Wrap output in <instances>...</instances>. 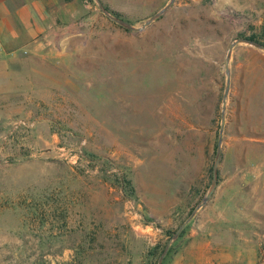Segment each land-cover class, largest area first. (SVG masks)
<instances>
[{"label": "rangeland", "instance_id": "obj_1", "mask_svg": "<svg viewBox=\"0 0 264 264\" xmlns=\"http://www.w3.org/2000/svg\"><path fill=\"white\" fill-rule=\"evenodd\" d=\"M102 1L141 26L169 0ZM84 3L68 56L30 62L47 104L0 133V264H157L212 182L229 46L264 43V0H176L143 31ZM230 67L220 180L166 264H264V188L248 171L264 162V51L237 44ZM39 116L57 135H36Z\"/></svg>", "mask_w": 264, "mask_h": 264}, {"label": "crops", "instance_id": "obj_2", "mask_svg": "<svg viewBox=\"0 0 264 264\" xmlns=\"http://www.w3.org/2000/svg\"><path fill=\"white\" fill-rule=\"evenodd\" d=\"M86 13L84 0H0V40L3 45V50L0 52V133L12 123L16 114L32 116L37 114L33 111L35 108H41L42 105L47 104V101L38 99L35 94L38 86L36 76L42 72L44 74V70L30 67V62L38 59L51 61L67 57L68 45L72 38L84 34ZM36 119H38L39 128L36 135H57L55 131L49 130V118L39 116ZM251 123H255V119ZM247 169V167L241 169L243 178L246 176ZM248 171L256 175L258 186L263 189L264 162L255 164ZM59 184V187L54 186L55 189H59L56 193L59 197H67L68 188L72 187L70 186L72 182L62 180ZM241 189L244 190L243 186ZM58 194L52 193L54 199ZM75 195V204L79 206V200L84 197L82 187L76 190ZM79 212L81 211L77 209L78 216L82 214ZM218 220L226 221L227 217L221 216ZM256 220H264V217H258ZM82 232L83 239L79 240L75 250L84 246V228ZM196 234L197 231H193L189 236ZM209 234L212 236L213 232L210 230ZM211 248L216 247H213L211 243L205 245V250L208 251ZM66 250L71 251L72 248ZM256 262V259L253 260V264ZM203 263L215 264L216 262L213 258H206ZM180 264L183 263L180 262ZM189 264L198 263L189 260Z\"/></svg>", "mask_w": 264, "mask_h": 264}, {"label": "water", "instance_id": "obj_3", "mask_svg": "<svg viewBox=\"0 0 264 264\" xmlns=\"http://www.w3.org/2000/svg\"><path fill=\"white\" fill-rule=\"evenodd\" d=\"M96 4L99 6L101 11L112 21L115 23L133 30V31H143L146 27L151 25L154 21H156L158 18H160L162 15H164L176 2V0H169L161 9H159L157 12H155L153 15H151L141 26H135L131 22L115 15L112 13L103 3L102 0H94ZM248 44L252 45L260 50L264 51V43L251 39L249 37H238L236 38L229 46L228 52H227V57H226V74H227V83H226V88H225V93H224V99H223V107H222V123L220 127V134H219V141L217 145V151H216V157L213 165V175H212V182L211 185L205 194V196L202 198V200L198 203L196 208L193 210L191 215L188 217V219L179 227V229L174 233L173 237L171 240L168 242L166 245L165 249L161 253L158 263L157 264H162L165 256L167 255L172 243L178 238L180 232L186 227V225L194 218L198 210L203 207L212 197L213 193L215 192L218 183H219V163L222 155V146H223V139H224V132H225V116H226V108H227V99L230 93V88H231V59L233 55V50L234 47L237 44Z\"/></svg>", "mask_w": 264, "mask_h": 264}, {"label": "trees", "instance_id": "obj_4", "mask_svg": "<svg viewBox=\"0 0 264 264\" xmlns=\"http://www.w3.org/2000/svg\"><path fill=\"white\" fill-rule=\"evenodd\" d=\"M106 7H107L112 13H114L115 15H117V16L123 18L119 13H117V12L111 10L108 6H106ZM123 19H125V18H123ZM127 21H129V20H127ZM129 22H130V21H129ZM249 38L259 41L258 38H257L256 36H250ZM219 180H220V177H219ZM185 230H186V229H184V230L180 233L179 238L184 234ZM173 249H174V244L170 247V249H169V251H168V254H167V256L165 257V259H164V261H163V264H166V263H167L168 256L171 254V252L173 251ZM158 254H159L158 246L153 247V248L151 249V251H150V256H158Z\"/></svg>", "mask_w": 264, "mask_h": 264}, {"label": "built area", "instance_id": "obj_5", "mask_svg": "<svg viewBox=\"0 0 264 264\" xmlns=\"http://www.w3.org/2000/svg\"><path fill=\"white\" fill-rule=\"evenodd\" d=\"M3 50V45L1 43V40H0V52ZM36 125V122L33 120V121H27L25 119H19V120H15L14 121V127L15 128H19V127H22V126H25L27 128H33V126Z\"/></svg>", "mask_w": 264, "mask_h": 264}]
</instances>
